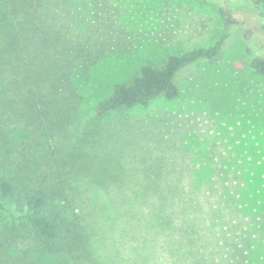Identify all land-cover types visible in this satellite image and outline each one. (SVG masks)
I'll use <instances>...</instances> for the list:
<instances>
[{
  "label": "rangeland",
  "instance_id": "obj_1",
  "mask_svg": "<svg viewBox=\"0 0 264 264\" xmlns=\"http://www.w3.org/2000/svg\"><path fill=\"white\" fill-rule=\"evenodd\" d=\"M17 1L0 0V44L13 28L21 40L20 67L7 62L17 52L10 46L1 63L2 152L20 155L33 179L52 178L62 158L73 170L85 153L97 177L69 176L70 195L96 235L91 255L73 246L65 263L40 259L33 241L13 242L5 256L20 264L23 253L27 264H264V77L249 65L251 51L264 49V21L251 0H20L14 12ZM222 4L236 25H227ZM225 33L215 59L179 76V96L89 129L93 106L116 82ZM147 186L175 195L138 194ZM7 221L0 214V230Z\"/></svg>",
  "mask_w": 264,
  "mask_h": 264
},
{
  "label": "trees",
  "instance_id": "obj_2",
  "mask_svg": "<svg viewBox=\"0 0 264 264\" xmlns=\"http://www.w3.org/2000/svg\"><path fill=\"white\" fill-rule=\"evenodd\" d=\"M29 4V0H26ZM20 0L12 5L13 11L18 12ZM255 5L256 22L259 24L264 21V0H251ZM220 13L227 25H236L237 21L232 17L229 9L222 4ZM236 29L240 26L237 24ZM12 30L5 32L4 44H0V58L7 60V52L10 46L12 56L9 62L13 70L20 67V42L17 35ZM229 37L228 33L221 35L214 44L208 47H198L188 51L171 54L160 65L143 64L137 73L129 80L116 82L109 94L99 99L90 112L89 129L92 125H97L104 118L113 116L115 113L132 109L137 106H147L151 101L159 97L174 99L180 94L178 84L179 76L188 68L202 61L215 59L223 50ZM13 58V59H12ZM8 63V64H9ZM9 64V65H10ZM250 67L258 75L264 77V49H254L251 51L249 61ZM13 81L8 86H12ZM20 88L19 84H15ZM6 86H0L2 94H6ZM11 88V87H9ZM13 90V88H11ZM19 94V92H18ZM10 104L14 99L5 97ZM77 112V111H76ZM77 114V113H76ZM74 119V114L72 115ZM93 126V127H94ZM0 146V214L6 215L8 221L4 228L0 230V264H20L19 261L9 259L6 255H11L12 243L33 241L38 246V250L45 259H56L59 256V262H69L67 259L72 257L69 253L75 246L83 249L85 253L91 255V236L95 234V229L82 225L83 213L78 212L74 206V199L71 197L73 191L69 179L79 177V173L89 177L90 180L97 177L88 168V157L85 153L76 156L70 167L74 170H67V160L62 158V164L55 171L53 168L52 178L46 176L44 179L37 176L33 179L30 174L23 171L27 168L25 163L20 164V155H8L2 152ZM6 155V156H5ZM58 161V160H57ZM66 164V165H65ZM89 169V168H88ZM157 173V172H156ZM151 174H148L150 177ZM157 179L162 175L156 174ZM148 188V189H146ZM174 187L159 188L158 186H147L138 191V194L146 196L152 193L153 196L165 199L175 195ZM136 191V192H137ZM70 210V218L65 213ZM83 212V211H82ZM97 232V230H96ZM31 250L28 251L30 253ZM30 254L23 253L20 259L23 264ZM58 258V257H57ZM34 262V260H32ZM31 262V261H30Z\"/></svg>",
  "mask_w": 264,
  "mask_h": 264
}]
</instances>
